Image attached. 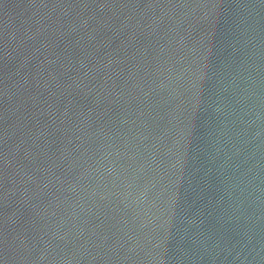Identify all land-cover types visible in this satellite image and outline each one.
Instances as JSON below:
<instances>
[{
  "label": "water",
  "instance_id": "1",
  "mask_svg": "<svg viewBox=\"0 0 264 264\" xmlns=\"http://www.w3.org/2000/svg\"><path fill=\"white\" fill-rule=\"evenodd\" d=\"M0 264H264V0H0Z\"/></svg>",
  "mask_w": 264,
  "mask_h": 264
}]
</instances>
